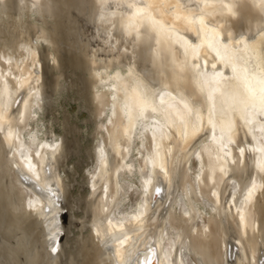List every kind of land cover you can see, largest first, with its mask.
I'll list each match as a JSON object with an SVG mask.
<instances>
[{"label": "bare ground", "instance_id": "1", "mask_svg": "<svg viewBox=\"0 0 264 264\" xmlns=\"http://www.w3.org/2000/svg\"><path fill=\"white\" fill-rule=\"evenodd\" d=\"M224 2L233 14L221 0H0V264H57L46 249L58 212L48 186L64 192L51 161L63 147L52 121L41 116L63 97V59L76 78L89 136L83 194L67 210L85 207L78 264H264V173L255 163L262 155L256 149L264 148V116L253 101L256 115L246 123L239 111L222 114L216 101L210 123L207 100L225 87L211 79L214 72L233 77V65L232 86L259 93L264 11L253 0ZM226 41L233 43L225 47ZM193 63L205 75L193 73ZM161 93L176 97L173 107L160 104ZM145 101L157 110L141 120ZM157 121H167L163 131L171 139L157 132L155 149ZM194 121L200 131L185 139L184 126L190 133ZM229 138L235 143L225 159ZM52 142L60 144L55 156L40 147ZM154 155L155 168L145 159Z\"/></svg>", "mask_w": 264, "mask_h": 264}, {"label": "rangeland", "instance_id": "2", "mask_svg": "<svg viewBox=\"0 0 264 264\" xmlns=\"http://www.w3.org/2000/svg\"><path fill=\"white\" fill-rule=\"evenodd\" d=\"M62 61H61V68L64 73L65 82H66V89L63 91V97L62 96L60 97L54 110H50V109L47 110L45 108V110L43 111L44 113L41 116L42 120H45V123H47L50 120L52 121L51 127L56 135L54 138L57 137L58 139L60 138L63 150L58 157L56 158L54 157V159L51 161L56 162V164H54L53 175H55L60 180L62 179L65 180L64 181L65 187L63 193H61L60 188H58L56 185L54 186V184H50L48 186L50 193L49 196L50 202L52 203V207L56 208L58 212L56 211L57 213L55 214V216H57L55 219L56 221H54L50 229H48L50 230L49 233L51 235V239L49 241L50 244L46 246V249L48 250L52 259L57 258V264H78L80 260V252L77 251H80L79 238L81 237L83 231L81 226L82 224L78 222V220H79V216H81L82 213H84L85 207L83 203H81L77 207H72V211H71L72 215H68L69 212L67 210H68V206L71 205L74 200L76 199L79 200L80 196L83 194L80 167H82L85 160V156H86L85 147L87 142L89 141V136L87 133L88 124L83 122V119L85 118V116H87L86 111L82 109L78 110L77 108L80 102L79 99L77 100L78 94L76 87V78L75 76L72 75L71 68L68 67L67 65L68 63L64 62L65 60L62 63ZM46 171L47 174L50 173L48 166L46 167ZM51 172H53V169H51ZM52 207L47 208L46 206L45 213L48 214ZM33 234L35 235L34 232ZM67 239L69 240L67 241ZM53 249H56V251H53ZM65 250L69 251L70 253L66 252Z\"/></svg>", "mask_w": 264, "mask_h": 264}, {"label": "snow or ice", "instance_id": "3", "mask_svg": "<svg viewBox=\"0 0 264 264\" xmlns=\"http://www.w3.org/2000/svg\"><path fill=\"white\" fill-rule=\"evenodd\" d=\"M222 6L224 9L227 10V13L229 15L233 14V6L231 3H225L224 0H221ZM254 6L256 8H258L261 11H264V0H253ZM129 7H131V5H129ZM153 23H156L155 21H153ZM231 35V34H229ZM233 43V41H226L225 42V47H227L229 44ZM235 44H241L244 43V39L241 38L239 40L234 41ZM183 46L185 48V54H187V50H188V45L187 42L184 41L183 42ZM217 55L219 56V52H217ZM195 59V58H194ZM55 61H53L54 63ZM33 67H35V63L33 64ZM192 71L193 73H195L197 76H203L205 75V73H203L201 71V65L198 63H193L192 66ZM212 68L215 69L216 68V64H212ZM231 71L233 73V77H229L226 76L223 72L220 71H216L214 72L213 76L211 77L212 80L214 81H219V80H223L225 83V87L224 90L222 92H220L219 97L216 98V100H214L213 94L209 93L207 100L209 102V104L211 105L210 107V116H209V122L211 123V109L215 107V103L216 101H219L220 105H221V109H222V114H227L228 111L230 112H241L242 113V118L245 119L246 123H251V117H254L256 115V112L253 111L252 109H257V103L258 102V112L261 116H264V78H262L259 83H260V88H259V93L256 94L254 92V90L252 89H248L249 93H251V95H246L244 92L240 91L238 87H233L232 86V81L233 79L236 77L237 74V68L235 65L232 66ZM245 72H247V69L244 70ZM29 87H32L31 84H29ZM213 91H216V89H213ZM170 97V99H165V97ZM176 99V97H172L171 94H165V93H161L160 94V104L161 105H165L167 104V106L169 108L173 107V104L171 103V101H174ZM181 103H184V107L185 109H188V105L186 102L183 101V98H181ZM251 105V106H250ZM226 106V108H225ZM247 109V111H245ZM150 110L151 112H156V108L153 106L152 103L145 101L142 103L140 110H139V118L141 120H143L145 118V112ZM190 114L195 116L196 119H201L199 111L198 110H191ZM31 115V106H29V110L27 112H21L20 113V118H21V122H23V120L25 118H27L28 116ZM167 124V121H165V125ZM165 125H161L158 121L155 122L154 124V134L152 137V144L154 146L155 149H158L160 147V145L157 143V132L159 133V139L163 140V139H168L170 140L171 137L167 136V134L163 131V128ZM168 127H171V125H167ZM227 127L229 129V131H231V128L233 127L232 121H227ZM222 130H223V126H222ZM200 131V127L199 125L194 121L191 124V130L189 133V128L188 125L184 126L182 135L185 139L188 138L189 134H191L192 136H195L198 132ZM235 143V140L229 138L227 140L226 143L223 144L221 151L224 152V157L225 159L227 157H229L231 155V151L229 149V145ZM41 148H51L52 149V155L55 156L57 154V152L60 151V144H57L55 142H52L51 144H41L40 145ZM141 147L143 148L144 145L143 143H141ZM125 152L129 151L128 148L124 149ZM244 149H240V152L243 153ZM256 151L261 152L262 155L257 159L256 163V167L259 169V172L264 173V148L261 149H256ZM103 152V150L101 149V153ZM37 155H40V153H37ZM156 155H159V153L157 152ZM193 155L198 156L199 153L198 152H194ZM27 159V158H26ZM146 162L151 163L152 166L155 168L157 167L156 164V157L155 155L152 156L150 159L149 157H145ZM28 166L29 167H34V165L31 163V161L29 160L28 162ZM160 171L162 173H164L165 176H167V169L165 166L163 165H159ZM143 171V175L147 176L149 175V173L147 171ZM224 169L221 168V172H223ZM133 172H135V170H133ZM197 180L200 179L199 176L196 177ZM150 180H146L145 184L150 183ZM253 187H255V181H253ZM145 191H147V189H145ZM162 191V189L158 186V184H156V186H154V191H153V195H159L160 192ZM213 196H216L217 193L215 191H213L211 193ZM251 195V189L249 190V196ZM145 208L148 207L147 204L144 205ZM141 216L145 215V213H141ZM137 219H139V217H137ZM53 251H56V249H53Z\"/></svg>", "mask_w": 264, "mask_h": 264}, {"label": "clouds", "instance_id": "4", "mask_svg": "<svg viewBox=\"0 0 264 264\" xmlns=\"http://www.w3.org/2000/svg\"><path fill=\"white\" fill-rule=\"evenodd\" d=\"M166 95L169 94V93H165Z\"/></svg>", "mask_w": 264, "mask_h": 264}]
</instances>
